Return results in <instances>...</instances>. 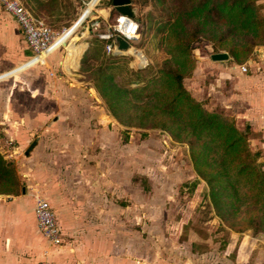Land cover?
<instances>
[{"label": "rangeland", "instance_id": "1", "mask_svg": "<svg viewBox=\"0 0 264 264\" xmlns=\"http://www.w3.org/2000/svg\"><path fill=\"white\" fill-rule=\"evenodd\" d=\"M69 1L71 0H62L64 11L71 9L72 6ZM135 1L140 38L132 46L136 52H141L146 57L147 63L142 58L141 63L139 56L133 50V54H128V56L133 57L129 65L134 69L159 63L164 56L155 39L143 36V32L148 30L147 24L151 20L150 13H153L154 10L152 0ZM35 2L39 5L43 3L42 0H35ZM90 2L91 0L86 1L87 7ZM77 3L79 12L76 17L64 16L58 9L57 3L53 8H45L46 13L44 15L49 13L48 17H45L47 24L55 32H61L64 28L70 27L87 8L82 1ZM108 6L112 7L111 0H99L93 10V16L99 15L98 10L106 9ZM111 9L112 19L109 20L110 22L119 16L113 8ZM73 12L77 13L75 10ZM38 14L43 18V14L41 15L39 12ZM69 18L72 21H68ZM0 23L2 25L6 23L4 17L0 18ZM73 31L65 34V47L71 44L75 45L78 37H81V40L78 41L79 45L82 44V41L88 40L90 46L93 41H96L94 35L87 30L86 25L71 35ZM23 41L24 39L18 41V44H12L6 37L2 36L0 74H5L22 64L24 59H21V62L19 60L18 64H16V59L17 54L18 57L22 56ZM98 44L103 47L104 53V45ZM210 45L206 41L197 42L194 45L193 55L196 60L194 73L199 63L205 61L203 58L205 52L213 51ZM49 54L46 53L42 58L48 59ZM63 54L65 55L64 52ZM209 54L207 53L208 56ZM48 75L46 68L35 66L23 76H30L33 87L39 86L41 89ZM192 77L185 79L186 89L190 85L188 80ZM14 79L16 83L23 82L22 85H24L20 75ZM80 83L78 87L83 94L79 97L74 95L75 97L69 101L78 103L84 110L76 113L68 109L63 115H70L71 120L83 121L87 125L86 128L61 127L51 132L52 134L45 133L46 129H39L34 137L39 135V138L46 139L45 143H48L43 145L42 151L39 150L38 158H41V152L49 153L51 155L50 166L60 168L64 173L66 171L71 172L72 175L69 174L66 178L76 187L80 184L89 186L93 183L104 187L107 184V192L101 194L94 191L93 194L99 197L95 198L96 206L100 203L101 196L106 195L109 201L107 202L108 213L112 209L114 210V231L126 232L130 238L127 240L125 237L126 242L132 248L137 247L139 241V246H141V241H144L143 247L145 246L147 258L153 256L154 251L155 254L159 251L160 260L163 264H234L236 258L241 259V264H264V234L255 230L239 234L222 228L220 219L216 217L208 205V199L205 196L207 192L205 182L200 180L197 183L200 178L194 171L187 144L174 141L161 130L132 128L126 132L124 127H120L114 121L97 123L96 126L93 123H96L97 120L101 121L100 115L104 112L102 107L106 109L105 104L93 85L86 81ZM196 83H199L198 80ZM90 89H94V93ZM194 95L192 96L209 111L224 113L234 120L240 129L246 128L239 126L236 119L225 109L215 107L210 103L203 91L196 92ZM90 106L92 108H89ZM254 136L255 134L250 132L249 145L253 152L262 153L258 162L264 166V161L261 162L262 156H264V144L254 145L252 141ZM12 139L11 135L4 132L3 126L0 125V154L17 175L20 169L25 168V151H29L30 148L28 146L21 150L23 144ZM35 142L37 144V141ZM81 170L85 172L81 173ZM87 172L88 176L83 175ZM194 183L197 184L193 188ZM86 199L89 200V195L86 196ZM88 214L92 215L93 209L88 211ZM195 228L200 229L202 234L196 232ZM245 239H247V244L243 246Z\"/></svg>", "mask_w": 264, "mask_h": 264}, {"label": "crops", "instance_id": "2", "mask_svg": "<svg viewBox=\"0 0 264 264\" xmlns=\"http://www.w3.org/2000/svg\"><path fill=\"white\" fill-rule=\"evenodd\" d=\"M21 1L38 21L49 26L45 20L49 13L44 15L45 8H53L57 3L58 9L64 16L76 17L79 12L77 2L82 1L86 4L88 0L69 1L72 6L69 11H64L62 0H42L41 5L36 4L35 0ZM98 1L91 0L83 13L92 12ZM256 1L262 6L264 13V0ZM111 8L110 6L106 9L101 8L98 14L101 18L110 20L112 19ZM74 10L77 13H74ZM38 12L44 15L43 18ZM3 17L6 23L4 25L0 23V56L2 55V36L12 44H18V41L24 39L22 56L18 57L17 54L16 64L19 60L20 62L21 59L24 60L21 65H17L5 74H0V125L3 126L4 132L11 135L12 140L23 144L21 150L28 146L30 149L25 151V168L17 172L20 181L19 192L0 194V264H40L42 262L48 264H163L159 251L157 254L154 251V255L147 258L145 246L143 247L144 241H141V246L139 241L138 246L132 248L126 242L130 239L126 232L114 231V210L108 213L107 202L109 201L106 195L101 196V201L99 200L100 203L96 206L94 201L96 197H99L93 193L94 191L101 194L107 192V184L104 187L96 183H90L89 186L80 184L76 187L66 178L71 172L64 173L60 168L50 166L49 153L41 152V158L37 157L39 150L42 151L43 145L48 143H45L46 139L39 138V135L34 137L39 129H46L45 133L52 134L51 132L61 127L74 126L81 129L87 126L83 121L71 120L70 115H63V113L68 109L76 113L84 110L78 103L69 100L83 94L78 87L81 84L78 80L81 77L79 69L81 59L89 48V41H82L79 45L78 41L81 37H78L75 45L64 46L50 53L43 65L28 63L33 54L24 38L23 31L16 20L0 6V18ZM70 19L68 21H72ZM68 42L71 43V41ZM63 52L65 55H62ZM135 53L140 59L141 53ZM205 53L203 55L205 61L199 63L193 77L188 80L191 86L189 85L187 89L193 96L196 92L203 91L210 103L229 112L239 126L250 127L251 133L255 134L252 140L254 145L264 144V46L256 47L253 55L242 64L234 62L230 56L227 61L215 62L211 59V55L217 52ZM207 53H210L209 56ZM35 66L46 68L49 74L41 89L39 86L33 87L30 76H23ZM242 66L247 67L246 72L242 71ZM18 75L23 78L24 85H22L23 82L16 83L14 77ZM196 80L199 83H196ZM90 90L94 93V89ZM102 109L104 112L100 115L101 121L97 120L98 122L93 124L97 126V123L114 121L120 125L107 114L105 108L102 107ZM77 141L79 143L78 138ZM85 170L90 172L88 169ZM84 172L81 170V173ZM88 172L83 175L88 176ZM37 196L45 198L57 215L63 236V242L60 245H54L48 241L38 227L35 215ZM92 209L93 214L89 215L88 211ZM246 242L247 239L243 241V246L247 244ZM239 256L241 257V254ZM241 262L240 258H236L233 263L241 264Z\"/></svg>", "mask_w": 264, "mask_h": 264}, {"label": "trees", "instance_id": "3", "mask_svg": "<svg viewBox=\"0 0 264 264\" xmlns=\"http://www.w3.org/2000/svg\"><path fill=\"white\" fill-rule=\"evenodd\" d=\"M152 2L143 36L158 42L162 60L134 69L132 56L103 53L96 39L81 59L80 81L93 85L126 132L161 130L188 145L197 183L205 182L208 205L224 230L264 234V170L261 153L249 145L250 127L240 129L224 113L209 111L184 84L196 68L197 42H209L238 64L264 46L263 8L256 0ZM19 187L15 170L0 154V194H16Z\"/></svg>", "mask_w": 264, "mask_h": 264}, {"label": "built area", "instance_id": "4", "mask_svg": "<svg viewBox=\"0 0 264 264\" xmlns=\"http://www.w3.org/2000/svg\"><path fill=\"white\" fill-rule=\"evenodd\" d=\"M0 6L16 20L23 31L24 38L33 54L28 63L34 62L33 64L43 65L46 59H43L42 56L64 47L61 43L56 47L54 46L66 33L72 31L74 23L70 27L64 28L61 32H55L45 23L38 21L24 6L21 0H0ZM121 18H123V22H121ZM83 25H86L87 30L97 40L103 43L106 54H133L132 49L134 47L132 45L136 44L140 38L138 21L127 16L119 15L110 22L107 19L101 18L100 15L93 16L92 11L86 15L82 23L75 28L71 35H74ZM130 25L133 26L131 30H129ZM117 37H122L129 42V51L124 52L119 50V44L116 41ZM242 71L246 72L247 67L242 66ZM35 215L38 227L43 236L54 245L62 244V229L59 225L57 215L50 203L41 196L36 197ZM40 264L48 263L42 262Z\"/></svg>", "mask_w": 264, "mask_h": 264}, {"label": "water", "instance_id": "5", "mask_svg": "<svg viewBox=\"0 0 264 264\" xmlns=\"http://www.w3.org/2000/svg\"><path fill=\"white\" fill-rule=\"evenodd\" d=\"M111 6L119 15L127 16L131 19H136V8L134 7L133 0H111ZM86 15L87 14L84 13L78 18V20L72 26V31L82 23V21L84 20ZM116 41L119 44V50L120 51L126 52V51L130 50V44L126 39H124L122 37H117ZM229 58L230 57H229V54L227 52H218V53H213L211 55V59L215 62L227 61V60H229ZM17 70L18 69H16V71Z\"/></svg>", "mask_w": 264, "mask_h": 264}, {"label": "bare ground", "instance_id": "6", "mask_svg": "<svg viewBox=\"0 0 264 264\" xmlns=\"http://www.w3.org/2000/svg\"><path fill=\"white\" fill-rule=\"evenodd\" d=\"M65 37H66V35H64V36H63V37L57 42L56 45H58V44H60V43H61V44H64ZM56 45H55V46H56ZM140 53H141V52H140ZM141 58L146 60V57H145L142 53H141V57H140V59H139V60L141 61V63H142ZM146 63H147V60H146ZM146 63H145V64H146Z\"/></svg>", "mask_w": 264, "mask_h": 264}, {"label": "clouds", "instance_id": "7", "mask_svg": "<svg viewBox=\"0 0 264 264\" xmlns=\"http://www.w3.org/2000/svg\"><path fill=\"white\" fill-rule=\"evenodd\" d=\"M121 22H123V18H121ZM132 25H130V28H129V30H131L132 29Z\"/></svg>", "mask_w": 264, "mask_h": 264}]
</instances>
